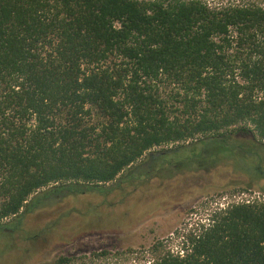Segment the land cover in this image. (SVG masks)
I'll use <instances>...</instances> for the list:
<instances>
[{
    "label": "trees",
    "instance_id": "1",
    "mask_svg": "<svg viewBox=\"0 0 264 264\" xmlns=\"http://www.w3.org/2000/svg\"><path fill=\"white\" fill-rule=\"evenodd\" d=\"M56 1L0 0L4 234L65 195L106 194L158 170L230 161L257 178L264 161L239 158L264 160L263 0ZM182 235L175 254L153 244L147 264H264V200L229 202Z\"/></svg>",
    "mask_w": 264,
    "mask_h": 264
},
{
    "label": "rangeland",
    "instance_id": "2",
    "mask_svg": "<svg viewBox=\"0 0 264 264\" xmlns=\"http://www.w3.org/2000/svg\"><path fill=\"white\" fill-rule=\"evenodd\" d=\"M207 1L220 5L230 0ZM192 150L185 152L187 156ZM262 157L263 152L250 151L239 160L247 167L261 159L263 166ZM231 164L171 174L158 170L106 194L65 195L26 213L10 234L0 229V264H55L62 254L102 249L111 254L87 264H147L156 243L175 254L182 249V234L195 228L196 222H208L216 208L234 201L264 200V168L257 171V179ZM61 193L57 189L50 197Z\"/></svg>",
    "mask_w": 264,
    "mask_h": 264
},
{
    "label": "flooded vegetation",
    "instance_id": "3",
    "mask_svg": "<svg viewBox=\"0 0 264 264\" xmlns=\"http://www.w3.org/2000/svg\"><path fill=\"white\" fill-rule=\"evenodd\" d=\"M83 1L84 0H68V3H70L71 5H73L74 7H76L77 9H79V3H82V5H83L84 4ZM93 1H96V0H92V2ZM64 4H65V0L64 1L63 0L56 1V5L59 8L65 7ZM91 4L93 5V3H91ZM92 7H94V5ZM82 8L84 9V7H82Z\"/></svg>",
    "mask_w": 264,
    "mask_h": 264
},
{
    "label": "built area",
    "instance_id": "4",
    "mask_svg": "<svg viewBox=\"0 0 264 264\" xmlns=\"http://www.w3.org/2000/svg\"><path fill=\"white\" fill-rule=\"evenodd\" d=\"M249 201V199H246V202H248Z\"/></svg>",
    "mask_w": 264,
    "mask_h": 264
}]
</instances>
